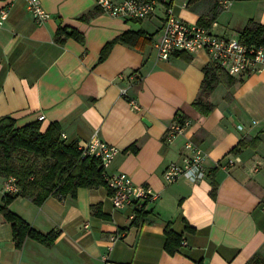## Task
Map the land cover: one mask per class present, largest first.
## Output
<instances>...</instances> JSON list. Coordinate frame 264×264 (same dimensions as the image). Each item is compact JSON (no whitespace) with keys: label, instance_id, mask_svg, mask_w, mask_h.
I'll use <instances>...</instances> for the list:
<instances>
[{"label":"crops","instance_id":"0c3cea01","mask_svg":"<svg viewBox=\"0 0 264 264\" xmlns=\"http://www.w3.org/2000/svg\"><path fill=\"white\" fill-rule=\"evenodd\" d=\"M40 3L50 19L37 25L24 0H0V11L7 12L0 24V118H13L17 127L39 121L45 129L56 123L66 143H83L96 134L120 149L106 173L124 172L158 198L135 220L129 218L131 207L112 206L105 185L50 195L40 205L17 195L7 209L55 238L51 245L25 238L17 248L0 212V264H247L254 255L264 259V69L230 76V86L223 80L201 96L203 69L216 67L205 51L174 52L166 60L155 55L162 5L148 17L129 19L109 16L96 0ZM173 8L185 23L202 24L228 38L239 36L248 20L264 26V0H173ZM138 30L143 43H114L100 60L108 42ZM199 100L212 105L208 114L194 107ZM179 119L188 125L167 143L166 129ZM242 140L245 145L239 146ZM188 141L202 150L206 177L165 183L164 169L181 162ZM235 158L234 165L224 166ZM5 179L0 177V206ZM166 228L180 237L178 244L171 242L173 252L165 249Z\"/></svg>","mask_w":264,"mask_h":264},{"label":"built area","instance_id":"2783aa9c","mask_svg":"<svg viewBox=\"0 0 264 264\" xmlns=\"http://www.w3.org/2000/svg\"><path fill=\"white\" fill-rule=\"evenodd\" d=\"M24 1L27 11L37 25L50 19V14L42 7L40 0ZM96 3L104 13L111 17L129 19L148 17L154 13L158 4L162 5L165 15L164 22L159 38L153 44L158 59L166 60L172 53L179 51L188 53L205 51L210 62L229 76L248 75L264 69V45L245 44L238 36L228 38L217 35L204 26L185 23L174 14L173 0H124L121 3L96 0ZM6 16V10H1L0 24ZM131 105L138 109L134 101H131ZM41 119L43 116L39 117V120ZM187 125V120L170 124L165 132L166 142L171 143L185 130ZM77 147L81 151L82 158L90 156L99 160L112 206L114 208L131 207L133 212L129 216L130 219H134L138 211H142L147 204L158 198V194L150 187H136L131 177L124 172L106 173V168L120 152L118 147L100 140L96 134H93L88 141L78 143ZM184 147L187 154L181 162L169 163L162 173V179L167 184L183 178L199 181L207 175V169L203 165L202 150L189 141ZM238 160V158L228 159L224 166H232ZM2 191L8 195H15L19 192V187L13 177L5 179ZM88 227L86 223L84 228ZM111 239L116 240L114 237ZM105 264L116 263L105 260Z\"/></svg>","mask_w":264,"mask_h":264},{"label":"trees","instance_id":"16d2710c","mask_svg":"<svg viewBox=\"0 0 264 264\" xmlns=\"http://www.w3.org/2000/svg\"><path fill=\"white\" fill-rule=\"evenodd\" d=\"M143 34L139 30L120 34L103 47L100 60L104 59L114 43L129 46L143 43ZM69 35L82 41V36L76 31H71ZM238 37L245 44L264 45V26L248 20ZM203 75L201 96L211 93L223 80L228 86L233 83L229 75L212 65L203 69ZM194 107L203 114H208L212 110L211 104L202 103L200 100L194 103ZM179 121L182 122L183 119ZM244 145L242 140L239 146ZM0 177H13L19 187L17 194H5L3 205L0 206L1 214L11 226L12 241L17 248L25 238L51 245L55 234L39 233L10 212L7 205L15 196L30 198L35 204L40 205L50 195L62 197L67 194L74 195L78 188L106 186L99 160L90 156L82 158L77 143H66L56 123L49 124L45 129H41L39 121L17 127L15 120L9 116L0 118ZM140 213L141 211H138L135 220ZM165 235V249L173 252L171 242L175 240L178 244L180 237L173 234L169 228L165 229ZM247 264H264V259L254 255Z\"/></svg>","mask_w":264,"mask_h":264}]
</instances>
